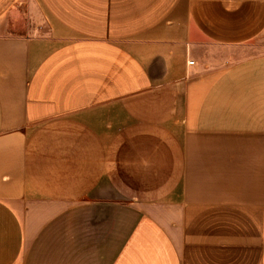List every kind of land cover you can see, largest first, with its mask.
Listing matches in <instances>:
<instances>
[{"label": "crops", "instance_id": "1", "mask_svg": "<svg viewBox=\"0 0 264 264\" xmlns=\"http://www.w3.org/2000/svg\"><path fill=\"white\" fill-rule=\"evenodd\" d=\"M0 264H264V0H0Z\"/></svg>", "mask_w": 264, "mask_h": 264}, {"label": "rangeland", "instance_id": "2", "mask_svg": "<svg viewBox=\"0 0 264 264\" xmlns=\"http://www.w3.org/2000/svg\"><path fill=\"white\" fill-rule=\"evenodd\" d=\"M11 18L5 16V28L6 30L10 31L11 33H23L24 31L30 29L31 24L35 20V17L29 15V9L22 5L20 8V15L17 17V27L11 26Z\"/></svg>", "mask_w": 264, "mask_h": 264}]
</instances>
